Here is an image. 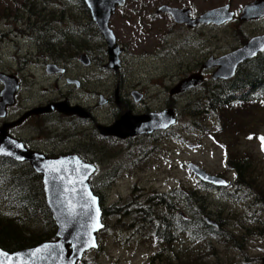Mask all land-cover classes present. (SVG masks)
Wrapping results in <instances>:
<instances>
[{"label":"rangeland","instance_id":"rangeland-1","mask_svg":"<svg viewBox=\"0 0 264 264\" xmlns=\"http://www.w3.org/2000/svg\"><path fill=\"white\" fill-rule=\"evenodd\" d=\"M22 1L0 0V15L5 10L9 14V17L5 19L6 24L11 25L10 19L14 18L16 14H22L15 26L19 38L10 36L14 40H19L20 48L7 49L4 44H0V71L8 74H13L14 71L17 72L23 68L24 71H29L25 73L29 80L24 84L29 86L25 92L31 96L40 94L45 100L50 99L51 101L66 98L65 101L70 104L72 101L79 102L85 105V108L87 105L95 106L97 100L94 99L92 93H102L109 87L101 81H91L87 83L84 90L77 91L74 87L67 85L63 79L44 80L48 77H44V72L42 73L41 70H35L33 65L34 62H37L36 60H42V58L38 57L40 53L34 47L33 38L30 36L32 31L28 32L26 27L30 24V26L37 24L42 29L41 22L45 19L47 24H50L52 28L56 27L58 31L67 30L70 26L72 27L69 29H72L74 25L81 31V26L88 20V13L77 5V1H74V7L64 2H59L60 4L55 2L61 8V10H55L50 7L51 5L45 7L42 4L44 0H29L28 10L35 12V15L28 19L27 15L24 18ZM52 1L54 0H49L50 4ZM134 1L131 0L124 10L116 12L110 21L112 30L119 39V44L124 45L128 50L125 60H145L141 62L139 77H136L135 70L131 72L136 76H129L130 82L137 78L146 84L150 79L160 80L162 78L161 75H158L164 71L161 60L153 61L154 59H152L157 47L170 48L172 44L181 42L180 40L187 33L164 17L156 18L154 23L144 24L145 21L142 23V18L140 19L135 10L141 8L143 4H149L151 8H155L159 2L157 0H147V2L140 0L132 4ZM162 1L171 3V0ZM176 1L192 7L196 14L224 6L227 3H230L232 11L237 12L253 2V0ZM188 1L190 2L188 3ZM1 20L3 21V19ZM84 34L89 33L85 31ZM261 34H264V21L257 24L241 26L235 24L223 28L202 30L199 32L200 38L196 37L192 44L195 49L191 50V53L183 60L191 61L192 58L195 59L196 64L199 62L201 64L202 60H209V57L222 54L232 47L240 46L246 39ZM49 36L56 41L62 38L60 35L49 34ZM165 39H169L168 43L162 45ZM65 40L67 42L63 43ZM65 40L60 43L54 42L53 46H49L50 51L43 53L48 60H68L60 65L65 66L67 70L65 76L73 79L80 72L72 66L74 64L69 63V60H76V57L88 49L87 47L91 48L92 45L86 41L81 48L76 49V46L70 43L73 41L71 37ZM20 41L23 42L22 45ZM185 41L186 39L182 44ZM93 48L95 50L93 58L104 60L102 51L105 50V45L102 43L93 44ZM84 53L87 54V52ZM174 61L181 62V60ZM163 62L168 65L172 64L171 60H163ZM189 63L182 67H186ZM148 73L153 75H147ZM209 80L207 79V81ZM157 84H162L164 87L167 84L170 85V81H158ZM208 86L209 83H205L204 89H201L198 94L179 99L177 123L168 132L172 134L165 135L158 140L142 139L137 140L135 144L99 142V139L91 133L90 126H88L87 135H80L76 139L70 138L67 135L68 132L62 133L63 137L60 138V142L65 143V146L58 147L57 150L71 151L83 142L92 143L95 146L93 160L99 163V170L92 182V187L99 198H102L100 200L104 207L103 210L108 211L104 219L106 230L98 238L100 246L99 256L96 255L98 263L162 264V260H169L173 253L171 256H174L175 264H178V261L188 262V264H261V259L264 257V235L260 234L264 233V141L261 139L264 138V101L253 104L245 102L227 109L224 108L226 111L204 116L200 120L201 127H194L195 118L191 117L189 112H192V106L195 111L201 113L205 111L207 101L203 98ZM1 89L0 85V91ZM146 89L149 90L146 95V108L149 107V112H158L161 107L159 102L164 100L162 99L164 94H160L162 86L150 84L146 85ZM167 97H169L168 94ZM38 100L40 98L32 99L30 105ZM48 105L34 108L29 112L45 108ZM185 106L188 107V111L185 110ZM139 110L143 111V107L141 106ZM56 113L31 116H49L42 120L52 119L55 126L63 124L67 129L65 123H62V119H58ZM96 116L102 125L113 122L114 116L111 108L101 109ZM43 124L44 121L31 120L27 125L22 126L20 132L31 133L34 131V134H30L32 136L30 138L38 139L35 135L36 132L42 130ZM40 145L45 144L41 142ZM228 159L230 161L236 159L237 162L243 160L244 163H247L248 174L242 179H238V182H242L244 187L234 185L238 184L237 178L233 171L227 169ZM191 164L204 169L209 174L221 176L229 183V187L232 185V188L227 189V192H220L218 195L213 188L210 190L202 188L198 184L197 178L188 169ZM247 186H251L253 190ZM225 189L215 190L223 191ZM175 191L179 197L180 192L190 191L194 193V199H201L203 204L196 208H200L204 213V221L209 219L216 224L218 229L216 235H219V238L209 236L204 239L190 233H182L176 228L170 234L172 239L157 235V221L147 217L146 211L153 209L157 215L159 209L154 204H147V201L154 200L156 196H165V199L171 200L175 196L173 195ZM178 204L180 208L183 206L178 203L177 198L174 199L172 205L175 213L179 211ZM183 207L186 211L188 210L186 206ZM127 215L130 217L127 218ZM240 238L242 240H238ZM90 258V256L86 257V259ZM197 259L202 263H197Z\"/></svg>","mask_w":264,"mask_h":264},{"label":"water","instance_id":"water-1","mask_svg":"<svg viewBox=\"0 0 264 264\" xmlns=\"http://www.w3.org/2000/svg\"><path fill=\"white\" fill-rule=\"evenodd\" d=\"M82 2L91 21L96 24L106 42L108 59L119 65L122 49L116 44V37L109 27V22L116 8L124 6L125 0H82ZM161 11L169 13L177 23L184 21L183 11L166 7ZM262 18H264V0H255L241 9L239 20L250 22ZM233 19L234 13L230 10V5H227L207 11L196 20L189 18L186 23L190 27L198 24L221 26ZM263 52L264 35H261L250 39L230 54L218 59L212 57L203 64L202 69L215 70L212 74L213 81H230L235 77L240 65L251 61ZM83 58L88 60L86 56L81 57L80 60ZM47 73L53 75L58 71L47 69ZM202 81L200 75H191L178 83L170 91V95L185 93L201 84ZM0 84L2 85L0 120H3L7 116V108L15 104L19 82L14 76L0 72ZM53 112L67 117L76 116L81 120L91 118L82 107L71 106L67 101H63L36 109L24 115L17 122L0 128V148L3 149L0 151V158L27 164L41 177L45 204L56 228L53 241L14 252L0 249V253L6 254L0 255V264H80L86 255L99 249L97 235L104 229V225L99 199L94 195L90 184L96 168L75 155L49 158L42 153L30 151L23 143L8 135V129L20 125L29 116ZM175 123L176 114L173 110L141 116L125 113L112 126H98L96 129L104 138L115 137L119 140H126L129 137L166 131ZM189 170L203 184L212 185L215 188L228 186L224 179L208 174L196 165H189ZM70 180L74 183L70 184ZM97 209H99V223L102 227L93 230L96 224ZM205 221L211 226H216L209 219ZM261 264H264V259Z\"/></svg>","mask_w":264,"mask_h":264},{"label":"flooded vegetation","instance_id":"flooded-vegetation-1","mask_svg":"<svg viewBox=\"0 0 264 264\" xmlns=\"http://www.w3.org/2000/svg\"><path fill=\"white\" fill-rule=\"evenodd\" d=\"M130 1L131 0H125L124 6L122 8H116V11L112 17L115 16L116 12L124 10ZM138 1H140V0H135L134 2H132V4H134ZM144 1L147 2V0H144ZM157 2H159V3L155 6V8H151V6H149V4H143L141 6V8H139L138 10H135V11H137V14L139 15L140 19L142 18V23L144 21H145L144 24L154 23L156 18L162 19L164 17V18L171 20L175 26L179 27L180 29H182L183 32H185L187 34L184 38H182L180 40L181 42H176V44H172L170 48H165L164 46L157 47L156 52L153 53L152 59H154L153 61L161 60L162 67H163L164 71H162L158 75H161L162 78H160V80L157 78H154L153 80L150 79V81L146 82V84H143L140 79L136 78V77H139V68L141 66V62L145 61V60H125V57L128 54V50L124 45L122 46L119 44V39L116 36V34L114 33V31L112 30L111 21L109 22V27L112 30L114 36L116 37V44L119 46L120 49H122V53L119 56L120 57L119 65L113 63L112 61H110L108 59L106 42L104 41L103 37L101 36V33L98 30V27L92 21H91V25L88 26V30L83 28V29H81V31L75 27L73 28L74 31L73 30H69V31L59 30V31H57L56 29L52 28L50 24H47V22H46L47 20H45V19H44V21L41 22V24L43 25L42 29H40L39 26H37V24H34L32 26H30L31 24L27 25L26 27L28 28L27 29L28 32L32 31L30 36L33 38V43L35 45L34 47H36V49L38 50L37 52L40 53V55L38 57L42 58V60H36L37 62H34L33 65L35 66V70H41L42 73L44 72L43 76L48 77V79H44V80L47 81V80H50L53 78L57 79V80L63 79L67 85H69L70 87H74L75 89H77V91L84 90L87 83H89L91 81H101L106 86H108L109 89L107 91H103L102 93H98V94L92 93L94 99L97 100V103L95 106L87 105V107L85 108V105H83L79 102H73L72 101V103H71L72 106L82 107L83 109H85L90 114L91 118H89L87 120H81L76 116L66 117L64 115L58 114L57 115L58 119H62V123H65V125L67 126V129H65L63 124H61L59 126H55V122L52 119L42 120V119H44V117H49V116H38V117L37 116H31V117L27 118L25 121H23L20 125L8 129V135L12 139L20 141L21 143H23L24 146L30 151L39 152V153L45 154L46 156H48L50 158H55V157L65 156L67 153H73L72 150L71 151L57 150L58 147H64L65 146V143L60 142V138L63 137V135H62L63 132H68L67 135H69L70 138L73 137L74 139H76L77 137H80V135L81 136L87 135V133L89 131L88 126H90L91 127V133L96 138H99V140H104L105 138L100 136L96 127H98V126H102V127L112 126L125 113H130L132 116H141V115H145L148 113H159V112H163V111H167V110H173L176 113L177 108H178L179 103H180L179 99H181L183 97H190V96H193L195 94H198V92L201 89H204L205 83L206 84L209 83V86L210 85L214 86L216 83L219 82V81H213L212 80V74L214 73L215 70H212V71L211 70H209V71L203 70V71H201L200 68H202L203 64L207 62V59H205V61L202 60L201 64H200V62L198 64H196L194 62L195 59H192V58H191V61L190 60H183L184 57H187V55H189L191 53V50L195 49V48H193L192 44L194 43L195 38L199 37V32L202 30L223 28L224 26H229V25H235V24L237 26L238 25L241 26L244 24L250 25V24H257L259 22L264 21V18H262V19H257V20H253L250 22L243 23V21L239 20V18L241 16V10L234 12L231 10L230 3H227L224 6L230 5V10L234 13V19L232 21L225 23L221 26L198 24L194 27H190L186 23V21L188 22L189 18L191 20H196L203 13L210 11V10H207V11L200 13V14H196L192 7H190L188 5H186V6L182 5L181 3H178L176 0H171V3H168L167 1L163 2L162 0H157ZM189 2L190 1H188V3ZM21 3L23 4L22 10L24 13L23 14L24 18L27 15V16H29L28 19H30V17L35 15V12H31L28 10L29 0H26V2H25V0H23ZM42 4H44L45 7H47V6L49 7V0H44V2ZM77 4L82 7L83 3L81 0H79ZM224 6H221V7H224ZM165 7L166 8H172V9H178L180 11H183V13H182L184 16L183 23L175 22L169 13H167L165 11H161ZM218 8H220V7H218ZM82 10L87 12L83 8H82ZM19 14H16V15L22 16V14H20V15ZM112 17H111V19H112ZM88 19H90L89 16H88ZM17 21H18V19L17 20H15L14 18L10 19V22L12 23L11 25L6 24L5 21L4 22L2 21V23L0 22V44H4V47H6L7 49L11 48V47H15L16 49L20 48L19 47V40L18 39L17 40L12 39V38H19V35L16 34L18 32H16V30H15V26H16ZM51 29H52V31H51ZM85 31H87L89 34H84ZM49 34H51L53 36L60 35L62 37L58 41H56L53 38L55 43H60V42L64 41L66 38L71 37L73 41L70 43L75 45L76 49L81 48L83 46V44H85L86 41L89 42L88 43L89 45H92L91 48L87 47L88 49L84 50V52H87V54L83 52L78 57H76V60H69V63L74 64L72 66L74 68L76 67L77 70L80 72V74H78V76H76V78L70 79L67 76H65L67 73V70H66L65 66L60 65V63L68 62V60H59V61L48 60L45 57V53H43V52L48 53L50 51L49 46H51V44H50V37L51 36H49ZM261 35H264V34H261ZM261 35H256L255 37H258ZM10 36L12 38H10ZM252 38H254V37H252ZM252 38H250V39H252ZM185 39H186L185 43L182 44ZM250 39H246L244 43L240 44V46L232 47V48L228 49L226 52L219 54L215 57L211 56L208 59H211L212 57L215 59H218L224 55L230 54L231 52L241 48ZM168 40L169 39H165V41H163L162 45L167 44ZM65 41H67V40H65ZM65 41L63 43H65ZM99 43H102L105 45V50L102 51V53L105 57L104 60H96L93 58V54L95 52V50L93 48V44L96 45ZM20 44L22 45L23 42L20 41ZM83 55H85L88 60L83 61L84 58L82 60H80V58ZM262 55H264V52L261 54H258L257 57H255L254 59H251V60H256L259 56H262ZM44 58H46V59H44ZM163 60H171L172 64L168 65L167 63H164ZM174 60H181V62L176 63ZM158 63L159 62L157 61V64ZM187 63H189V64L186 67H182L184 64H187ZM21 64H22V62H21ZM242 65H240L237 68L236 73ZM23 69L18 70L17 72L14 71L13 74H8L6 72L4 73V71H2V72L0 71L1 73L5 74V75L14 76L19 82V90L15 96V104L13 107L7 108V116L5 119L0 120V128L4 127L7 124H12L14 122H17L24 115H26L27 112L33 110L34 108H40V107L45 106L47 104L67 100L66 98H64L62 100H57V101H51L50 99L45 100L43 98V95L36 94L34 96H31L28 92H25L29 88V86L24 84L27 80H29V78L28 79L26 78L25 73H27L29 71H24ZM47 69L57 70L58 73L50 75L47 73ZM134 70L137 73V76L131 74V72H133ZM21 71H24V73H21ZM184 72H185V74H183ZM197 73H200V76L203 79V81L201 83L202 85L199 84L195 88H193V89H191L185 93H180L177 95H170V91L178 83L189 78L191 75H194ZM147 75L152 76L153 74L148 73ZM129 76H136L135 77L136 80L133 82H130ZM207 79H210V80L207 81ZM167 80L170 81V85L167 84V86L163 87L162 84H160V85L157 84L158 81L163 82V81H167ZM221 82H223V81H221ZM150 84H153L155 86L156 85L162 86V92L160 94H164V96L162 97V99H164V100L162 102H159L161 104L160 105L161 107H160L158 112H149V107L146 108V105H145L147 103L146 95H148V91H149L146 89V85H150ZM35 85H36V83H35ZM166 89H167V91H166ZM43 93H46V91H43ZM167 94L169 97H167ZM34 98H40V100H38L36 103H33L30 105V102ZM135 98H137V100ZM141 106L143 107V111L139 110ZM109 108H111V110L113 112V116H114L112 118L113 122L102 125L100 122H98L96 114L101 109H109ZM31 120H37L39 122L44 121L42 130L39 132H36L35 136H37L38 139L30 138V137H32L30 134H34V131L31 133H29L28 131L20 132V129L22 128V126L27 125L29 123V121H31ZM170 131L171 130L157 131V132H154L150 135H138V136H134V137H129L125 141H119L118 139L113 138V137H109V139H110V142H114V143L127 142L128 144H131V143L135 144V143H137V140L138 141H140L142 139L158 140V139L164 137L165 135L169 136V134H172V133H168ZM41 142L44 143L45 145H40ZM68 142L70 143V141H68ZM68 142H66V143H68ZM78 157H84L85 158V157H89V156L88 155H82V156H78ZM90 160L93 163V165L96 166V169L99 170V163L97 161L93 160L91 157H90ZM204 188H207V190H210L211 187L208 186V187H204ZM231 188H232V185H230V187L227 189H231ZM227 189H225L223 191H217L214 189V191L218 195L220 192H227ZM100 199L102 200L101 197H100ZM171 201H172V199H171ZM171 201H168L166 203L171 204ZM164 206H167V205L164 204ZM170 206H171V208L174 209L173 205H170ZM172 212H173V210H172ZM177 212L176 213L174 212V214L177 215ZM126 217L129 218L130 215H127ZM153 219H155V218L153 217ZM173 219L174 220H172V222H171V228L172 229L175 228L173 226L176 223V221H175L176 218L174 217ZM155 220L157 222L159 221L157 219H155ZM159 227H160V223H159ZM218 227H220L219 224H218ZM215 228L217 229V226H215ZM158 235H160V234H158ZM170 239H172V237ZM171 255H173V253ZM171 255H170V257L173 260V256H171ZM262 259H261V263H262Z\"/></svg>","mask_w":264,"mask_h":264},{"label":"trees","instance_id":"trees-1","mask_svg":"<svg viewBox=\"0 0 264 264\" xmlns=\"http://www.w3.org/2000/svg\"><path fill=\"white\" fill-rule=\"evenodd\" d=\"M74 1L78 3L79 0H54L51 4L49 2V6L51 5L50 7L55 10H61L57 5L60 4L59 2H64L67 5L73 6ZM81 8L85 9L83 4ZM61 13L63 12L61 11ZM8 17L9 14H7L5 10V12L0 15V22L2 23L1 19H3L4 22ZM18 18L19 16L15 15L14 19L17 20ZM87 22L81 26L82 29L85 28L88 30V28L84 26H90L91 20L88 19ZM71 27L72 26L69 28ZM74 27L78 29L76 25H74L73 28ZM69 28L65 31H74L73 28ZM54 29L57 30L56 27H54ZM66 42L67 41H65V43ZM50 44L51 46L54 45L52 37H50ZM206 90L207 92L203 98V100L207 101L204 108L205 111L202 113L200 111H195L192 106V112H189V115L195 118L193 122L194 127H201L200 120L204 116L226 111L224 108L227 109L232 106L244 104L245 102L253 104L255 102L264 101V55L259 56L256 60H251L243 64L232 80L219 81L214 86H208ZM185 110L188 111L187 106H185ZM176 114L178 115V112H176ZM197 119H199V121H197ZM99 142L108 141L99 140ZM72 152L79 156L88 155L89 157L81 158L91 162L90 157L93 159V156H95V146L92 143L83 142L78 145L76 149L72 150ZM228 160L226 163L227 169L233 171L237 178L236 182L238 184L234 185L244 187V184L238 182V179H242L248 174L247 163H244L243 160L239 162H237L236 159H234V161L232 159V162L230 160L228 162ZM198 184L202 186V188L208 187V185L200 182H198ZM247 187L252 189L251 186ZM179 194L180 197L177 191L173 192L175 196H173L172 201L165 199V196H156L154 200L147 201V204H154L155 207L159 209V214L157 215L156 211L153 209L146 211L147 217L153 219L154 216L155 219L159 220L156 225L157 235L160 234L158 236L162 235L165 238H170L171 232L174 231L171 228V222L175 217L176 223L174 226L182 233H190L204 239L209 236L219 238V235H216V232H218L217 229L208 226L204 221V213L200 208H196L203 204L201 199H194V193L190 191L180 192ZM176 198L178 199V203L186 206L188 209L187 211L183 206L182 211V207L180 208L178 204L179 211L177 215L172 212L173 208H171L170 205H172L173 200H176ZM168 201H171V204H167L166 202ZM164 204L167 206H164ZM259 207L263 209L260 205ZM107 212L108 211L104 210V217ZM260 234L264 235L262 232ZM54 235L55 225L44 202L40 177L37 176L28 165L0 159V249L6 252H14L33 248L41 243L53 241ZM238 240L242 239L240 238ZM99 251L100 249L88 254L87 257L90 256L91 258L83 259L80 264H100L96 260V255H98ZM173 261L174 256L173 260L171 257L169 260H162V264H175ZM197 263H202V261L197 259ZM178 264H188V262L178 261Z\"/></svg>","mask_w":264,"mask_h":264},{"label":"snow or ice","instance_id":"snow-or-ice-1","mask_svg":"<svg viewBox=\"0 0 264 264\" xmlns=\"http://www.w3.org/2000/svg\"><path fill=\"white\" fill-rule=\"evenodd\" d=\"M261 139H262V141H264V138H261ZM2 150H3V149L0 148V151H2ZM85 167H86V166H85ZM69 183H70V184H73L74 181H71V180H70ZM96 213H97V215H96V224L94 225L93 230H95L96 228L102 227V225H100V223H99V209L96 210ZM92 246H95V245L92 244ZM0 255H6V254L0 253Z\"/></svg>","mask_w":264,"mask_h":264},{"label":"bare ground","instance_id":"bare-ground-1","mask_svg":"<svg viewBox=\"0 0 264 264\" xmlns=\"http://www.w3.org/2000/svg\"><path fill=\"white\" fill-rule=\"evenodd\" d=\"M134 156V155H133ZM137 156V155H136ZM140 156V155H139Z\"/></svg>","mask_w":264,"mask_h":264}]
</instances>
